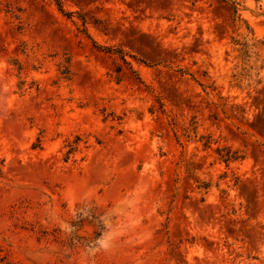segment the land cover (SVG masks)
I'll list each match as a JSON object with an SVG mask.
<instances>
[{
	"label": "rangeland",
	"instance_id": "obj_1",
	"mask_svg": "<svg viewBox=\"0 0 264 264\" xmlns=\"http://www.w3.org/2000/svg\"><path fill=\"white\" fill-rule=\"evenodd\" d=\"M0 264H264V0H0Z\"/></svg>",
	"mask_w": 264,
	"mask_h": 264
},
{
	"label": "trees",
	"instance_id": "obj_2",
	"mask_svg": "<svg viewBox=\"0 0 264 264\" xmlns=\"http://www.w3.org/2000/svg\"><path fill=\"white\" fill-rule=\"evenodd\" d=\"M227 156H228V157H227L226 160H229V159H231V158H235V157H233L232 154H229V155H227ZM98 228H101L100 223H98ZM98 235H99V232H98V231H95V236H98Z\"/></svg>",
	"mask_w": 264,
	"mask_h": 264
}]
</instances>
